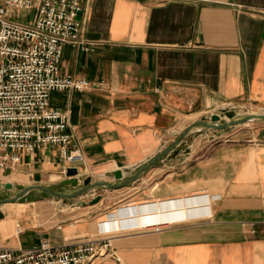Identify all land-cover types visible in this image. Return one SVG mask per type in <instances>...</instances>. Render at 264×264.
Listing matches in <instances>:
<instances>
[{"label":"crops","instance_id":"crops-1","mask_svg":"<svg viewBox=\"0 0 264 264\" xmlns=\"http://www.w3.org/2000/svg\"><path fill=\"white\" fill-rule=\"evenodd\" d=\"M83 6L79 20L93 51L67 45L61 73L105 88L51 98L53 107L72 111L70 132L85 156L82 181L118 169L133 175L173 142L181 121L228 104L264 110V0ZM193 135L126 188L136 202L118 216L83 213L75 203L67 210L27 203L23 212L13 209L17 215L0 216V248L111 239L125 264H264V128ZM63 168L55 150L23 153L0 184L61 185ZM94 192L106 200L102 189ZM159 224V231L147 227Z\"/></svg>","mask_w":264,"mask_h":264},{"label":"built area","instance_id":"built-area-1","mask_svg":"<svg viewBox=\"0 0 264 264\" xmlns=\"http://www.w3.org/2000/svg\"><path fill=\"white\" fill-rule=\"evenodd\" d=\"M83 10V0H0V174L17 168L23 153L42 150L56 151L63 174L85 162L70 132L72 111L51 103L54 93L105 88L103 81L61 73L67 45L93 51L83 37ZM24 11L26 17L16 14ZM237 108L228 104L224 110ZM147 227L159 231L162 226ZM103 258L125 264L111 239H87L61 248L43 239L32 249L0 248V264H96Z\"/></svg>","mask_w":264,"mask_h":264},{"label":"water","instance_id":"water-1","mask_svg":"<svg viewBox=\"0 0 264 264\" xmlns=\"http://www.w3.org/2000/svg\"><path fill=\"white\" fill-rule=\"evenodd\" d=\"M228 121L222 119V117L218 114H214L209 121L207 120H198L192 123L180 136H178L173 142H171L167 148H164L158 156L146 163L140 169H138L133 175L127 177L123 170H115L109 173V176H114L116 183H108V182H93L90 178H86L84 181L80 178V171L77 168H68L66 173V179L61 182L63 187H72L75 191L72 192H59L55 189L45 186V185H32L23 188L21 191L16 193L10 198L0 199V207L6 206L9 204L20 202L25 199L32 193H45L49 194L55 198H59L62 200H72L83 195L89 194L90 192L96 191L98 189H111V190H119L125 187H129L139 180L144 178V176L155 167L158 163H160L164 158L171 155L174 151H176L192 134H195L196 129L208 130V131H229L234 127H238L241 125H246L255 122H264V113L261 114H253V115H243L238 116L234 112L227 111ZM81 183H83V187L80 188ZM5 188L7 190H12L14 188L13 184L8 183L4 186L0 184V189ZM102 199V196L96 197L92 200L91 205H95L99 203ZM168 206V204L166 205Z\"/></svg>","mask_w":264,"mask_h":264},{"label":"rangeland","instance_id":"rangeland-1","mask_svg":"<svg viewBox=\"0 0 264 264\" xmlns=\"http://www.w3.org/2000/svg\"><path fill=\"white\" fill-rule=\"evenodd\" d=\"M16 14H20L23 17H26L27 12H20V13H16ZM33 15H31V19H32ZM226 110H218L217 112H214V114H218L222 117V119L228 121L229 118L226 115ZM235 114H237L238 116H243V115H253V114H261L264 113L263 111H258L255 109H251V108H242L239 107L235 110L234 112ZM212 115L211 114H207L205 117H203L200 120H207L209 121ZM194 119L193 118H189L186 121H181L180 122V130H176L178 132V134H172L171 138L174 141L178 136H180L183 131L189 126L191 125ZM264 128V122H255V123H250V124H246V125H241L238 127H234L232 129H230V132L235 133V134H241V133H246L248 131L251 130H255V129H261ZM206 132H209L208 130H202V129H196L195 130V134L193 135L194 137H200L201 135L205 134ZM223 139H220L218 141H222ZM217 141V142H218ZM112 174V172H110ZM66 175V174H64ZM129 177V176H127ZM93 180V182H108L111 183L114 179V176H109L106 175L104 177H95V178H91ZM101 179V180H100ZM85 180V179H84ZM83 180V181H84ZM12 184V183H11ZM14 188L12 190H7L4 187L0 189V199H6V198H10L13 195H15L16 193H18L19 191H21L23 188H25L24 186H26L25 184H15L13 185ZM53 189H55L56 191L59 190V192H69L72 190V187H63L62 185L59 184V182H55L53 184V186L51 187ZM126 188H122L119 190H111V189H102L105 194H106V200H103V197L101 199V201L95 205H91L92 200H94L96 197L101 196L98 192H90L88 195H83L81 197H78L76 199H72V200H62L59 198H55L49 194H45L43 193H32L31 195L27 196L25 199L21 200L20 202H17L15 204H11V205H7V206H2L0 207V216H5V215H17V211L13 210L15 208H19L18 210L22 211L26 208V210L29 208L27 207L25 204L27 203H31V202H37V201H43L46 203H49L51 205V203H54L53 206H55V204H58L59 206H61L60 208L63 210H67L71 207L67 206L66 204H72L75 203L77 206H80L82 208L81 212H87L86 210H91L92 208L94 209V212H96L98 215H101L102 213H114L116 216H118V212L121 211L124 208H128L130 206H132L136 200L134 199V197H132L134 190L131 191H127ZM91 206V207H90ZM23 212V211H22Z\"/></svg>","mask_w":264,"mask_h":264},{"label":"bare ground","instance_id":"bare-ground-1","mask_svg":"<svg viewBox=\"0 0 264 264\" xmlns=\"http://www.w3.org/2000/svg\"><path fill=\"white\" fill-rule=\"evenodd\" d=\"M13 204H15V203H13ZM9 205H11V204H9ZM7 206V205H6Z\"/></svg>","mask_w":264,"mask_h":264}]
</instances>
